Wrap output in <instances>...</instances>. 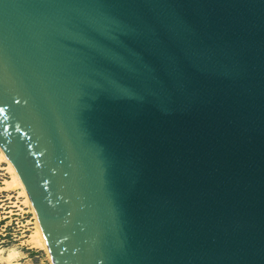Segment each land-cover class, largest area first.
I'll return each mask as SVG.
<instances>
[{"label":"water","instance_id":"water-1","mask_svg":"<svg viewBox=\"0 0 264 264\" xmlns=\"http://www.w3.org/2000/svg\"><path fill=\"white\" fill-rule=\"evenodd\" d=\"M0 147L54 264H264V0H0Z\"/></svg>","mask_w":264,"mask_h":264},{"label":"rangeland","instance_id":"rangeland-1","mask_svg":"<svg viewBox=\"0 0 264 264\" xmlns=\"http://www.w3.org/2000/svg\"><path fill=\"white\" fill-rule=\"evenodd\" d=\"M8 168L9 164L1 159L0 264H52L47 251L33 242L38 220L35 212L25 203L19 189L7 186L6 181L12 180ZM11 250L17 254L9 258Z\"/></svg>","mask_w":264,"mask_h":264},{"label":"bare ground","instance_id":"bare-ground-1","mask_svg":"<svg viewBox=\"0 0 264 264\" xmlns=\"http://www.w3.org/2000/svg\"><path fill=\"white\" fill-rule=\"evenodd\" d=\"M0 160H4L9 164V170L12 173V180L6 181L7 182V186H9L10 188H14V189H19L20 193L25 197V203L31 207L33 209V211L35 212L36 218H38V214L37 211L35 209V206L32 202V200L30 199L22 181L20 180L17 172L15 171L12 163L10 162L8 156L5 154V152L3 151V149L0 147ZM5 188V187H4ZM8 188V187H7ZM33 242L37 244V246H39L40 248L44 249L47 251V254L49 256V259L51 261L52 264H54L51 252L49 250L47 241L45 239L44 233L42 231L41 225H40V221L39 218L37 220V229L33 235ZM17 254V251L15 252L14 250H11V252L9 253V258L14 257Z\"/></svg>","mask_w":264,"mask_h":264}]
</instances>
